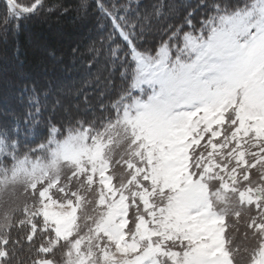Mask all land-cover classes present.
<instances>
[{
	"label": "snow or ice",
	"instance_id": "6c2138e0",
	"mask_svg": "<svg viewBox=\"0 0 264 264\" xmlns=\"http://www.w3.org/2000/svg\"><path fill=\"white\" fill-rule=\"evenodd\" d=\"M42 8L5 0L2 23ZM95 9L124 86L60 122L57 101L46 132L49 93L25 87L0 123V264L19 246L31 264H264V0H181L178 24L138 0Z\"/></svg>",
	"mask_w": 264,
	"mask_h": 264
},
{
	"label": "trees",
	"instance_id": "16d2710c",
	"mask_svg": "<svg viewBox=\"0 0 264 264\" xmlns=\"http://www.w3.org/2000/svg\"><path fill=\"white\" fill-rule=\"evenodd\" d=\"M20 2L27 4L31 0ZM138 3L142 13L160 8L164 13L162 23L178 24L182 18L183 10L179 15H169L170 6L179 5L181 0H138ZM190 3L195 5L197 0H190ZM4 15L5 2L0 0V123L11 120L12 113L21 116L24 114L28 99V93L24 91L26 86L29 89L35 86L41 92L49 93L44 101L47 108L39 117L40 129L45 132V122L51 117L53 105H56L57 101L59 105L55 110V119L60 122L61 116L67 111L75 112L79 108L83 113L85 97L95 108L101 101L108 104L116 97L119 88L124 86L119 73L112 72L107 50L100 48L101 32L97 26L95 0H43V8L39 13L21 21L18 29L12 26L5 29L2 23ZM75 16H78V20L70 23ZM58 24L63 25L65 34L69 35L75 31L76 36L87 38L88 42L70 44L65 52L56 50L62 39L52 36L45 26ZM29 32L38 33L43 42L45 41L43 38H47L49 52L42 56L43 63L38 62L30 54L31 46L34 44L27 40ZM49 59H52V62ZM6 66L10 68L4 69ZM61 73L66 80L55 78ZM85 73L88 77L76 84L72 83L75 78ZM109 81H115L116 87L113 88ZM93 115L94 113H88V118L91 119ZM34 135L35 129L33 135L27 138L31 140ZM40 139H43V136L36 142L39 143ZM34 258L27 247L19 246L14 264H31Z\"/></svg>",
	"mask_w": 264,
	"mask_h": 264
},
{
	"label": "rangeland",
	"instance_id": "374dc122",
	"mask_svg": "<svg viewBox=\"0 0 264 264\" xmlns=\"http://www.w3.org/2000/svg\"><path fill=\"white\" fill-rule=\"evenodd\" d=\"M77 20H78V16H75V18L70 20V23L76 22ZM45 29L47 31H49L52 36H55V37L57 36L58 38L62 39L61 40V44H59V47H56V50H63L65 52V49L70 44H74L75 43V44L79 45V44H83V43L88 42L87 38H84V37L83 38H79L78 36H76L75 31L70 32L69 35L65 34L64 33L65 32L64 31V27L61 24H58L57 26L46 25ZM27 40L31 41L34 44L33 46H31L30 54L33 55V57L38 62L43 63L44 59H43L42 56L46 55L49 52V47H48V44L46 43L47 38H43V40H45L43 42V41H41V38H39L38 33L33 34V32H29L27 34ZM51 60L49 59L50 62H52ZM7 67L10 68V66H6L4 69H6ZM11 67H12V64H11ZM86 77H88L87 73L81 74L77 78H75L72 81V83L76 84L78 81H80V80H82V79H84ZM55 78L58 79V80H62V79L66 80L62 73L57 75V76H55ZM0 79H1V77H0ZM57 92L60 93L61 91H57ZM244 231H245V228H244L243 224L238 225V230H236V229H230L229 230V235L232 238L233 246H239L241 249H243L245 246H250V241L246 240L244 238ZM57 256H59V254ZM241 256H243V252H241L240 256L236 257L238 264H243Z\"/></svg>",
	"mask_w": 264,
	"mask_h": 264
}]
</instances>
